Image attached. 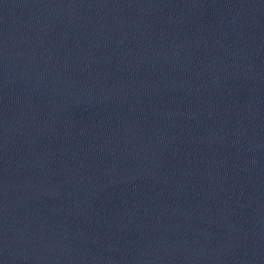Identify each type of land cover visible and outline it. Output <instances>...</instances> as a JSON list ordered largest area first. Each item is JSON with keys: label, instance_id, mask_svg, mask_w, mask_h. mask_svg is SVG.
<instances>
[{"label": "water", "instance_id": "95a60500", "mask_svg": "<svg viewBox=\"0 0 264 264\" xmlns=\"http://www.w3.org/2000/svg\"><path fill=\"white\" fill-rule=\"evenodd\" d=\"M0 264H264V0H0Z\"/></svg>", "mask_w": 264, "mask_h": 264}]
</instances>
